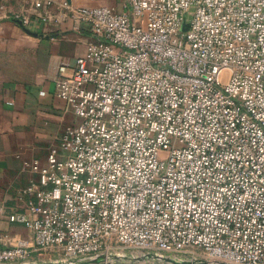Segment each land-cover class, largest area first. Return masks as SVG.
<instances>
[{
  "label": "built area",
  "instance_id": "obj_1",
  "mask_svg": "<svg viewBox=\"0 0 264 264\" xmlns=\"http://www.w3.org/2000/svg\"><path fill=\"white\" fill-rule=\"evenodd\" d=\"M34 5L94 38L58 67L77 120L23 160L31 236L0 264H264V0Z\"/></svg>",
  "mask_w": 264,
  "mask_h": 264
},
{
  "label": "crops",
  "instance_id": "obj_2",
  "mask_svg": "<svg viewBox=\"0 0 264 264\" xmlns=\"http://www.w3.org/2000/svg\"><path fill=\"white\" fill-rule=\"evenodd\" d=\"M36 0H0V246L31 230L11 222L21 211L18 190L32 173L23 160L47 161L50 146L64 128L77 120L56 94L55 79L61 63L74 64L94 35L88 26L73 29V19L55 8L35 7ZM64 1V0H57ZM74 7L109 5L124 10L125 0H67ZM49 12L51 19L41 15ZM29 19L27 32L14 16ZM43 92V93H42Z\"/></svg>",
  "mask_w": 264,
  "mask_h": 264
},
{
  "label": "water",
  "instance_id": "obj_3",
  "mask_svg": "<svg viewBox=\"0 0 264 264\" xmlns=\"http://www.w3.org/2000/svg\"><path fill=\"white\" fill-rule=\"evenodd\" d=\"M13 20H15L16 22H18V24H20V26H22L27 32H31V30H29V28L24 24L23 20L20 18H15L12 17ZM188 29V23H185L183 25V30H187ZM153 258H156L155 255H150ZM106 255L105 254H99V255H94L88 258H82L80 260L81 263H94V262H101L103 260H105ZM164 261L168 262V263H172V264H190V261H186V260H179L173 257H165ZM41 264H60V263H54V262H47V263H41Z\"/></svg>",
  "mask_w": 264,
  "mask_h": 264
}]
</instances>
